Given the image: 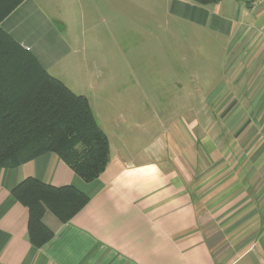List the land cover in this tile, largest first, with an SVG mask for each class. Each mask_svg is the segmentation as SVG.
<instances>
[{
  "label": "crops",
  "instance_id": "0c3cea01",
  "mask_svg": "<svg viewBox=\"0 0 264 264\" xmlns=\"http://www.w3.org/2000/svg\"><path fill=\"white\" fill-rule=\"evenodd\" d=\"M173 1L194 34L227 41L212 69L218 78L194 81L196 98L179 101L204 106L181 121L165 115V95L144 89L165 87V70L156 82L153 72L117 82L111 122L90 104L110 142L97 180L86 182L54 153L0 168V264H264V10L256 8L264 0ZM57 26L37 0L2 23L73 90L54 70L70 51ZM27 178L90 197L66 224L45 214L54 237L42 248L30 243L28 209L12 195Z\"/></svg>",
  "mask_w": 264,
  "mask_h": 264
},
{
  "label": "rangeland",
  "instance_id": "374dc122",
  "mask_svg": "<svg viewBox=\"0 0 264 264\" xmlns=\"http://www.w3.org/2000/svg\"><path fill=\"white\" fill-rule=\"evenodd\" d=\"M37 2L58 23L70 46L68 56L56 63L55 73L75 93L88 98L100 120L111 122L112 106L119 104L113 98L118 89L114 84L151 80V72L156 82L163 79L159 76L164 75L163 70L165 87L154 84L144 89L165 95V115L174 113L181 121L182 116L204 106L179 101L196 98L194 81L200 84L218 78L212 69L222 66L227 41L194 34L190 25L178 18L173 0ZM256 8L264 10V1ZM51 46L55 47L52 42ZM200 86L203 91L208 89Z\"/></svg>",
  "mask_w": 264,
  "mask_h": 264
},
{
  "label": "trees",
  "instance_id": "16d2710c",
  "mask_svg": "<svg viewBox=\"0 0 264 264\" xmlns=\"http://www.w3.org/2000/svg\"><path fill=\"white\" fill-rule=\"evenodd\" d=\"M25 1L0 0V168H17L54 153L86 182H94L109 163L110 142L88 98L51 75L2 28ZM193 1L209 6L225 0ZM12 195L28 209V237L36 248L54 237L43 222L47 212L66 224L90 202L74 186L54 187L34 178L18 184Z\"/></svg>",
  "mask_w": 264,
  "mask_h": 264
},
{
  "label": "built area",
  "instance_id": "2783aa9c",
  "mask_svg": "<svg viewBox=\"0 0 264 264\" xmlns=\"http://www.w3.org/2000/svg\"><path fill=\"white\" fill-rule=\"evenodd\" d=\"M27 50H29V48H26Z\"/></svg>",
  "mask_w": 264,
  "mask_h": 264
}]
</instances>
